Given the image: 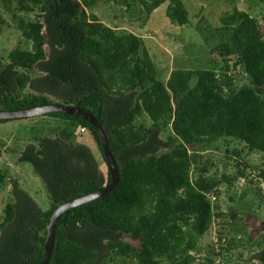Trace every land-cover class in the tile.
<instances>
[{
    "label": "trees",
    "instance_id": "16d2710c",
    "mask_svg": "<svg viewBox=\"0 0 264 264\" xmlns=\"http://www.w3.org/2000/svg\"><path fill=\"white\" fill-rule=\"evenodd\" d=\"M96 2L0 0L23 38L8 53L7 63L0 60V111L78 105L99 122L119 171L113 190L60 215L48 264H108L119 256L136 264H191L195 256L190 252L199 251L197 237L223 215L216 202L219 184L235 178L207 176L212 160H202L204 151L230 139L264 153V14L259 23L234 8L220 17L219 26L206 24L203 39L213 43L222 68H178L164 80L138 35L88 13ZM138 2L147 16L166 3L172 25L190 21L183 0ZM5 24L0 15V34ZM230 68L237 73H229ZM143 114L151 126L135 122ZM42 116L62 120L63 126L54 129L55 136L28 144L19 160L30 163L42 179L50 206L42 210L13 183L0 220V264H38L54 209L110 182L108 169H100L92 149L77 139L84 131L90 134L105 162L88 121L66 113ZM167 126L172 136L164 141L159 135ZM236 169L237 175L244 174ZM254 175L264 181V169ZM7 177L0 170V190ZM238 206L247 208L243 202ZM260 229L259 249L250 258L264 264V218ZM251 240L250 235L241 242L230 238L228 246ZM210 253L198 264H217L213 248Z\"/></svg>",
    "mask_w": 264,
    "mask_h": 264
},
{
    "label": "rangeland",
    "instance_id": "374dc122",
    "mask_svg": "<svg viewBox=\"0 0 264 264\" xmlns=\"http://www.w3.org/2000/svg\"><path fill=\"white\" fill-rule=\"evenodd\" d=\"M118 1L121 3L115 0H97L88 9V13L94 14L98 20L112 28L138 35L164 80L172 70L178 68L214 67L217 71L222 68L224 62L214 51L213 43L207 44L203 39L208 33L202 31L206 24L219 26L220 17L234 8L247 12L259 23H262L261 17L264 14V2L259 0H183L188 8L190 21L187 25L179 27L172 25L166 17V3L147 16L138 0ZM0 15L6 21L0 34V60L7 63L8 53L22 45L23 38L15 27V19L2 10L1 4ZM32 16L33 14L29 15ZM44 48L47 50V45H44ZM232 62L229 61V66ZM228 72L236 74L237 70L230 68ZM237 79L236 83L241 84L242 78L238 76ZM135 122L147 127L152 125V120L145 114ZM62 126V120L42 115L0 122V170L7 172L8 176L0 190V220L2 208L10 200L13 183L27 192L42 210L49 208L50 200L42 179L35 174L32 165L20 161L19 156L28 144L37 143L36 139L42 136H55L54 129H60ZM169 136H172V131L170 126H167L160 132L159 137L166 141ZM77 139L88 144L99 161V168L106 171V162L103 161L90 134L84 131ZM228 141L223 139L214 142L203 154L202 160L206 157L212 160L207 176L220 179L223 174H227L235 178L231 183L219 184L220 193L216 202L223 215L216 217L207 232L197 237L199 251L190 252L195 256L191 264L204 260L211 254V248L214 250L213 260L217 264H257L250 256L259 249L255 242L260 240V221L264 218V181L257 179L254 173L257 168L264 169V153L249 150L244 142L230 139ZM197 165L200 166L198 160L191 167L192 179L197 175ZM236 166L244 170L243 175H237ZM241 202L246 205L248 211L245 208L240 210L238 205ZM232 214L236 217L233 218ZM248 235L252 238L250 242L242 246H228L230 238L241 242L246 240ZM222 237L225 241L220 240ZM124 240L134 247L139 246L137 241L129 237H124ZM108 264L136 262L119 256L108 260Z\"/></svg>",
    "mask_w": 264,
    "mask_h": 264
},
{
    "label": "water",
    "instance_id": "95a60500",
    "mask_svg": "<svg viewBox=\"0 0 264 264\" xmlns=\"http://www.w3.org/2000/svg\"><path fill=\"white\" fill-rule=\"evenodd\" d=\"M50 112L66 113L78 116L85 119L93 126L99 140L103 156L105 158L108 173L110 175V182L99 190L64 201L54 209L47 224L45 242L38 264H48L50 260L54 245L55 226L60 215L69 209L75 208L82 204L88 203L91 200L104 196L105 194L113 190L119 179L118 167L114 156L110 151L109 142L105 132L103 131L95 116L91 112L79 107L78 105L65 106L61 104H44L15 111H0V120L22 119L43 115Z\"/></svg>",
    "mask_w": 264,
    "mask_h": 264
},
{
    "label": "clouds",
    "instance_id": "9594fccd",
    "mask_svg": "<svg viewBox=\"0 0 264 264\" xmlns=\"http://www.w3.org/2000/svg\"><path fill=\"white\" fill-rule=\"evenodd\" d=\"M83 129H81V131H82Z\"/></svg>",
    "mask_w": 264,
    "mask_h": 264
}]
</instances>
